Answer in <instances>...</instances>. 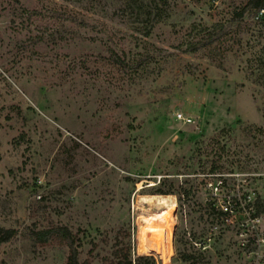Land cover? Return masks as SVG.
Instances as JSON below:
<instances>
[{
    "label": "rangeland",
    "instance_id": "obj_1",
    "mask_svg": "<svg viewBox=\"0 0 264 264\" xmlns=\"http://www.w3.org/2000/svg\"><path fill=\"white\" fill-rule=\"evenodd\" d=\"M160 1L0 0V226L14 231L0 264H67L63 242L35 239L53 226L72 232L81 264L115 248L239 264L227 238L207 241L196 174L223 128L221 167L264 170V27L254 10L234 20L247 0ZM217 24L229 33L193 50ZM168 212L164 262L138 234Z\"/></svg>",
    "mask_w": 264,
    "mask_h": 264
},
{
    "label": "built area",
    "instance_id": "obj_2",
    "mask_svg": "<svg viewBox=\"0 0 264 264\" xmlns=\"http://www.w3.org/2000/svg\"><path fill=\"white\" fill-rule=\"evenodd\" d=\"M253 21L264 26V0ZM179 119L186 120L181 114ZM203 191L208 219L207 241L227 238L239 264H264V170L219 167L196 174ZM194 245L205 249L206 242Z\"/></svg>",
    "mask_w": 264,
    "mask_h": 264
},
{
    "label": "trees",
    "instance_id": "obj_3",
    "mask_svg": "<svg viewBox=\"0 0 264 264\" xmlns=\"http://www.w3.org/2000/svg\"><path fill=\"white\" fill-rule=\"evenodd\" d=\"M131 5L140 9L142 4L141 0H128ZM159 3L165 4V0H161ZM260 5V0H247L246 4L240 8L239 11L234 13V20H239L243 17V15L250 10H256ZM261 26V25H259ZM231 25L226 24H217L212 28L204 31V36H202V40L193 48L196 50L198 47H207L211 45L213 42L218 41L221 36L229 33ZM264 27V26H261ZM264 52V49H263ZM260 63L259 59V70H264V58ZM224 129V130H223ZM220 130V134L214 137L209 142V146L206 147L210 152H214L217 155V159L211 161L209 169H217L221 167L219 163L220 155L222 153H228V149L226 148V143L222 141L221 136L227 134L229 132L228 128H223ZM255 131H259V133H263L261 128H255ZM160 194H170V191L158 190ZM190 195V190L184 189V192L181 193V196L188 197ZM169 205H166L164 209H168ZM202 218V217H201ZM14 235V231L12 229H5L0 226V242H5L11 239ZM35 239L38 242L46 243L53 240H60L64 243V245L68 248V256H67V264H81L79 260V250L78 243L76 242L72 232L65 226H53L51 228L41 229L34 233ZM181 257L186 261H191L192 263H197L202 258L201 255L196 256L191 253H183ZM101 264H156L154 258L150 255H137L132 257L129 253V248H119L114 249L109 256H106L102 259Z\"/></svg>",
    "mask_w": 264,
    "mask_h": 264
},
{
    "label": "bare ground",
    "instance_id": "obj_4",
    "mask_svg": "<svg viewBox=\"0 0 264 264\" xmlns=\"http://www.w3.org/2000/svg\"><path fill=\"white\" fill-rule=\"evenodd\" d=\"M173 220L174 215L170 212L146 217L139 228L138 250L142 253L154 252L166 262L172 252Z\"/></svg>",
    "mask_w": 264,
    "mask_h": 264
}]
</instances>
